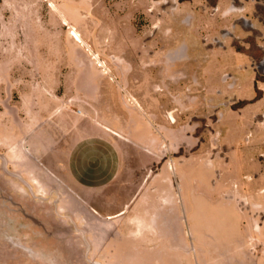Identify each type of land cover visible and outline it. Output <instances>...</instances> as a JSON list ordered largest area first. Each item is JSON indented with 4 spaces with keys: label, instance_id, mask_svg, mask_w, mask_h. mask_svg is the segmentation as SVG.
Masks as SVG:
<instances>
[{
    "label": "rangeland",
    "instance_id": "374dc122",
    "mask_svg": "<svg viewBox=\"0 0 264 264\" xmlns=\"http://www.w3.org/2000/svg\"><path fill=\"white\" fill-rule=\"evenodd\" d=\"M130 104L165 134L166 159L231 158V172L241 168L257 189L221 194L247 220L245 245L235 237L229 251L220 225L206 222V196L193 204L186 192L194 238L182 219L165 264L264 258V0H0V218L4 205L46 217L52 192H63L48 170L58 113ZM225 120L244 131L221 134ZM237 220L226 223L231 234Z\"/></svg>",
    "mask_w": 264,
    "mask_h": 264
},
{
    "label": "crops",
    "instance_id": "0c3cea01",
    "mask_svg": "<svg viewBox=\"0 0 264 264\" xmlns=\"http://www.w3.org/2000/svg\"><path fill=\"white\" fill-rule=\"evenodd\" d=\"M130 105L117 113L57 114L54 125L63 134L49 151L53 164L48 170L63 192H52L56 199L46 217L3 206L8 216L0 218V264H165L176 254L179 235L182 240V219L189 240L194 238L187 227L186 192L193 204L200 192L206 196L205 219L220 225L215 237L224 250L234 247L235 237L245 245V207L232 212L221 203V194L242 192L246 197L257 191L254 179L247 181L238 167L232 173L231 158L196 154L185 165L166 159L165 134L141 108ZM221 126V134L244 131L232 120ZM223 141L220 146L230 147ZM233 179L239 182L235 188ZM232 218L238 219L236 234L226 226ZM245 254L239 262L246 263ZM253 261L261 264L264 258Z\"/></svg>",
    "mask_w": 264,
    "mask_h": 264
},
{
    "label": "bare ground",
    "instance_id": "6f19581e",
    "mask_svg": "<svg viewBox=\"0 0 264 264\" xmlns=\"http://www.w3.org/2000/svg\"><path fill=\"white\" fill-rule=\"evenodd\" d=\"M72 35L75 37V39L80 42V38L78 37L77 33L76 32H73Z\"/></svg>",
    "mask_w": 264,
    "mask_h": 264
}]
</instances>
